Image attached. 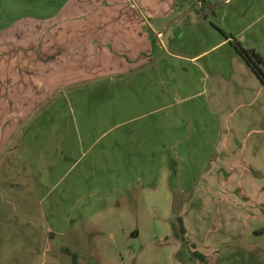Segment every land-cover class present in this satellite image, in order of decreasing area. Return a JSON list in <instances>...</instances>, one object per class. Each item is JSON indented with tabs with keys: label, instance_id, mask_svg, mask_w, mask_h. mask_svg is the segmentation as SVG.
<instances>
[{
	"label": "rangeland",
	"instance_id": "374dc122",
	"mask_svg": "<svg viewBox=\"0 0 264 264\" xmlns=\"http://www.w3.org/2000/svg\"><path fill=\"white\" fill-rule=\"evenodd\" d=\"M187 1L129 74L32 90L0 51V264H264V85L234 45L264 58V0Z\"/></svg>",
	"mask_w": 264,
	"mask_h": 264
},
{
	"label": "crops",
	"instance_id": "0c3cea01",
	"mask_svg": "<svg viewBox=\"0 0 264 264\" xmlns=\"http://www.w3.org/2000/svg\"><path fill=\"white\" fill-rule=\"evenodd\" d=\"M187 2L0 0V51L9 44L13 62L27 70L15 75L26 73L32 90L42 84L55 92L100 76L129 74L146 65L153 39L165 38L163 21ZM35 102L26 107L43 106Z\"/></svg>",
	"mask_w": 264,
	"mask_h": 264
},
{
	"label": "trees",
	"instance_id": "16d2710c",
	"mask_svg": "<svg viewBox=\"0 0 264 264\" xmlns=\"http://www.w3.org/2000/svg\"><path fill=\"white\" fill-rule=\"evenodd\" d=\"M234 45H235V48L238 54L242 56L246 64L250 67L253 73L258 77L260 82L264 85V58L263 56L254 49L245 48L239 41H235ZM179 223H180L181 230L185 233L183 220L181 218L179 219ZM66 252L67 254L72 256V259H73L72 264H79L78 263L79 257L77 254H75L74 252L68 249H66ZM194 256L196 258L204 260V256L200 254L199 252H195Z\"/></svg>",
	"mask_w": 264,
	"mask_h": 264
}]
</instances>
